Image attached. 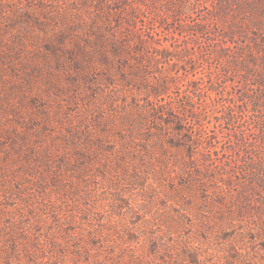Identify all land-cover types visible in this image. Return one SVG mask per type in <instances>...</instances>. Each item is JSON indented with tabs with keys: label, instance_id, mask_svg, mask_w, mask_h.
I'll return each mask as SVG.
<instances>
[{
	"label": "rangeland",
	"instance_id": "374dc122",
	"mask_svg": "<svg viewBox=\"0 0 264 264\" xmlns=\"http://www.w3.org/2000/svg\"><path fill=\"white\" fill-rule=\"evenodd\" d=\"M0 264H264V0H0Z\"/></svg>",
	"mask_w": 264,
	"mask_h": 264
}]
</instances>
